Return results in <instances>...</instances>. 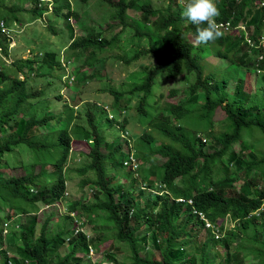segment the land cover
I'll use <instances>...</instances> for the list:
<instances>
[{
    "label": "trees",
    "instance_id": "obj_1",
    "mask_svg": "<svg viewBox=\"0 0 264 264\" xmlns=\"http://www.w3.org/2000/svg\"><path fill=\"white\" fill-rule=\"evenodd\" d=\"M109 1L115 2L116 10L112 17L114 22L120 24V30L112 38L101 37V34L97 35L89 30L83 36L71 40L68 46L73 51L77 45L85 46L84 49L87 47L96 50L112 48L118 34L128 27L133 28L136 35L148 36L154 33L163 41V45L153 50L152 53L156 63L143 67L144 75L141 83L134 87H127L122 92L113 86L108 87L109 93L114 96L116 105L120 104L121 97L136 96L139 98L138 111L144 115L146 113L144 102L150 96L152 85L158 74L164 73L168 78H175L186 73L193 75V82L187 85L185 90L171 89L168 91L171 92L170 94L159 96L164 100V104L161 108L158 107V111L151 117L148 128L150 131L145 129L141 136L144 143H153L154 137L151 131L154 130L163 139L156 149V153L164 158L161 170L157 174V181L159 184L166 185L169 194L157 196L149 192L151 197H146L145 190L140 189L138 184L135 188L137 195L128 192L129 187L125 188L127 192L123 193L122 183L120 181L113 183L118 172L122 170L113 175H107L103 162L105 156L109 158L115 151H119L120 145L104 140L103 135L97 130L94 115L89 108H86L84 117L87 128L82 130L80 140L83 141L81 144L84 147L87 146L85 153L89 162L84 168L77 170L80 173L86 170L93 173L94 177L90 182L80 180L81 185L92 184L93 202H70L67 205V215L60 217L62 221L64 220V224H61L58 219L54 220L56 217L54 209L52 208L49 212L45 210L50 207L56 208L53 204L57 205L67 195L63 166L71 148L68 126L77 117V113L73 114L72 109L64 105L65 128H60L57 135L56 141L60 145V154L53 160L52 171L43 173L46 166L44 165L37 172L31 170L18 176L8 173L7 177L0 175V198L9 209L25 217V224L21 223L19 226L23 242L18 246L17 254L25 259L27 264H81L86 262L81 261V257L84 256L83 254L87 255L90 244L95 246L98 240L85 233L77 224L67 231L68 220L72 218L70 214L78 209L92 218L95 217V213H100L102 220L107 219L114 224L117 238L129 245L128 250L131 255L129 264H174L177 262L180 264L184 261H191V264H209V252L218 245L223 248L221 258L227 264H248L252 259L264 263V228L260 233H256L255 226H253L256 218L251 217V220H244L247 214L259 209L260 218L264 220V191L262 189L247 191L241 188L238 191H229L231 194L227 196L228 192L222 189V177L235 173L241 167L247 168L250 173L258 167L261 176H264L263 170L259 167L264 164V156L257 159L253 149L244 153L246 138L255 137L258 143L264 142V48L249 47L245 43L249 50L241 55V58H234V56L231 58L224 48V40L229 39L236 48L241 49L237 45L243 41L240 36L226 34L214 42L207 43L209 45L207 51L217 58L233 59L235 65L239 63L244 65L245 69L255 67V70H259L258 76L261 83L260 89L251 94L244 89V81L237 80L236 83L233 81L235 87L230 91L228 90V85L231 83L230 76L221 73L220 80L209 87L207 82L212 80L214 75L210 72L203 77L200 76L201 71H204L198 59L202 49L199 47L193 49L184 38V33L193 29L189 24L183 26L185 18L181 16V10L175 0H169V5L164 7L165 12L160 11L163 7L156 8L146 0ZM51 3V12L58 14L62 8H65L66 11L62 16H56L68 19L71 12L66 0H51ZM255 4H258L257 0H219L217 2L219 12L222 9L226 12L224 16L219 15L217 21L223 24L229 21L232 25L245 21L250 35L254 38L261 33L264 24V4L260 6ZM129 10L138 13V17H128ZM158 12L160 13L154 18V13ZM148 18L151 20L150 26L137 23L140 20L146 21ZM137 27L145 28V31H137ZM68 29L71 32L70 27ZM251 51L262 52V59L256 60V57L255 60L247 59V54ZM49 54L52 58H49ZM45 55L41 58V65H50L54 61L58 63L59 60L54 58L53 52ZM32 62L30 59L26 60V64ZM12 78L3 68H0V114H2L0 126L2 124L3 132L9 130L10 132L6 135L12 137L0 143V152L20 143L33 146L34 138L37 136L32 135L31 130L34 127L48 124L51 117V115H44L25 119L21 113L17 116L18 110L15 107L18 102L23 100L26 103L28 99L36 97V94L29 90L25 79ZM11 95L16 97L15 107L5 103ZM56 99L59 98L56 97ZM190 110H196L197 113L189 114ZM10 116L17 117L10 118ZM215 117L217 120H223L224 127L213 133L210 128L215 125ZM106 121L110 123L109 120L106 119ZM73 127L80 128L77 125ZM201 135L204 136L205 141H202ZM206 138L209 141L213 140L217 149L202 151ZM143 159L145 161V157ZM1 164L7 166V161ZM230 165H233L234 169ZM115 166L123 167V159ZM192 168L194 170L189 172ZM123 176L127 179L130 173L123 172ZM178 177L179 179L175 181ZM196 183L198 185H195ZM139 195H141L140 200H143L142 207L136 201ZM179 197L192 199V207L203 212L206 218L215 225L218 224L217 219H222L226 215H230L231 219L241 220L238 225L243 234L242 243L233 245L235 237L233 232L220 239L211 230L207 231L205 235L207 240H203L199 246L200 257L197 261L194 254L181 248L187 244V241H177L178 236L186 232L181 233L182 231L171 229L175 220L184 217L188 223L185 230L189 231L190 221L195 219L192 215H188L189 207L174 201ZM38 204L39 208L43 205L46 209L39 212ZM156 209L158 212H155ZM143 222L151 225L152 228H157L155 238L161 241L168 251L167 255H163L164 263L148 258L146 254H141L136 249L133 235L135 231L141 229ZM37 226H39L38 234H36ZM163 229H168L169 236L161 234ZM144 233L145 231L141 230L139 235L144 238ZM247 241L254 245L251 246ZM64 242L70 243L67 252L62 256L57 254L52 257L51 253L57 251ZM158 251L160 253L161 247ZM105 254L109 258V262L105 264L117 261L108 253ZM0 257L2 259L0 264H19L18 256L7 255L5 250L1 252Z\"/></svg>",
    "mask_w": 264,
    "mask_h": 264
},
{
    "label": "rangeland",
    "instance_id": "obj_2",
    "mask_svg": "<svg viewBox=\"0 0 264 264\" xmlns=\"http://www.w3.org/2000/svg\"><path fill=\"white\" fill-rule=\"evenodd\" d=\"M70 4V15L68 19L60 16H55L52 12L46 13L41 17L34 19L33 14L29 8L32 3L30 0H0V17L3 18L5 23L9 25L12 23L10 20V14L16 15L19 20L16 22L24 25V30L16 35L15 41L16 45L9 49L8 57L11 58L10 63H4L0 60V68H5L10 77L15 79L19 76L16 71L17 65L13 64V60L21 58V55L27 54V49L31 51L30 56H36L33 58V69H29L24 72L26 79V85H28L29 90L36 92L39 95L28 99L27 102H18L17 107H15V96H9L5 103L15 107L18 110L17 116L21 115L28 119L32 116L41 117L44 115H51V113H56L54 116L51 115L48 124L37 126L31 130V134L37 136L34 138V145L29 146L24 143H20L17 146H11L8 150H3L0 152V162L5 163L7 161V166L0 163V175H7V170L13 176H18L29 171L37 172L39 168L46 165L43 173H49L52 171L53 160L60 154V145L57 143V135L59 129L65 128V121L63 115L57 112L65 111L62 105H69L71 108L77 106L73 109V112L77 113V117L72 120V124L69 125L71 138L73 141L71 145V151L69 152L66 162L63 166V176L65 178V187L67 195L63 197L60 203L55 205V207H50L48 209L41 208L40 212L51 211L52 208L56 213L54 220L58 219L61 224H64L60 217H64L68 213L67 205L71 202H83L91 203L92 191L94 188L91 183L84 184L83 187L79 183V180L84 177L87 181L93 178L91 171H86L84 176L79 174L75 169L77 167H85L89 162V158L85 153V147L79 144V140L76 144V133L82 138V130L87 128L85 122L84 111L89 108L96 122L97 130L100 131L105 140L115 141L120 145V150L115 151L109 156V160H105L103 163L104 171L108 175H113L117 170L115 166L119 161H122V150H125V145L122 142L121 129L116 125L109 126L105 121V112L102 110L101 106L105 105L109 113H113L116 118L122 115L125 118V128L128 134L124 135L130 140L128 142L130 151H134L137 159L141 161L140 167H138L134 172L131 171L132 177L129 178L127 184H122V191H125L126 187H129L130 193L136 195V184H140V188L144 189V185L148 184L150 187V192L165 193L166 191L160 190L159 183L157 181V174L161 170V163L164 158L156 153L157 147L161 144L163 139H161L156 131L152 130L154 140L153 143H144L142 141V134L144 130L150 131L149 121L151 117L157 112L155 108L162 107L164 100L158 98L160 94H170L168 92L171 89L185 90L186 86L193 82V75L190 73L178 75L175 78H167L164 73H160L156 76L155 82L152 85L151 96L147 98L146 101V115H138L135 107L137 99L132 98L128 108L120 113L122 109V103L126 100V97H121L120 105L114 104V96L109 93L108 87L113 86L115 89L122 92L124 87H132L133 85L140 83L143 78V72L145 65H153L155 63V58L152 53L153 50L160 48L163 45L161 37L154 33L148 36L136 35L134 34L133 28H126L123 32L121 31L117 40L114 42L113 47H107L102 50H96L92 48H85L83 45H77L76 49L73 51L68 44L71 43L73 38L83 36L87 31L91 30L97 35L101 34V37L112 38L119 30L120 24L113 21V13L116 10L115 2H110L109 0H68ZM147 3H151L156 8L163 7L160 9L161 12H165L164 7L169 5V0H146ZM219 0H217L218 2ZM260 6L264 4V0H257ZM109 4V5H108ZM113 6V7H112ZM51 8V5L49 6ZM18 9V10H16ZM175 9V8H174ZM13 10V11H12ZM66 11L65 8L59 11L60 14ZM182 11V10H181ZM225 10L220 11V16H224ZM158 13H154V18H156ZM76 14V15H75ZM128 17H138V13L132 10L128 11ZM219 24L220 22L217 21ZM16 25V24H15ZM17 26V25H16ZM68 27H70L71 32H69ZM243 26H238L232 35H237ZM32 33L31 39L28 41L26 47L22 46L21 37L29 33ZM69 33V35H68ZM241 33V32H240ZM196 35L193 32H186L185 38L187 41L193 44L195 47H199L202 51L198 55L204 71H201L200 76L203 77L210 72L213 73L214 77L212 80L207 82V86L212 87L216 81L220 80L221 73L230 76L229 79L231 83L228 85V90L234 89V83L237 80L244 81V89L254 94L257 89H260L261 83L259 82V70H255V67L250 69L240 68L238 73L233 70L226 68L227 60H221L216 56L212 55L207 51V44L197 45ZM245 35V33H244ZM247 36L250 35L249 31L246 33ZM253 39L254 44L260 42V45H264V24L262 26L261 33L255 36ZM237 45L241 49L236 48L229 39L224 40V48L227 50V55L231 58H241L240 56L249 50L248 46L240 41ZM261 48V46H260ZM264 48V47H262ZM241 50V51H240ZM45 51H51L54 53V58L60 61L68 60L67 66L69 67L68 73L70 76L74 77L71 84H67L61 76L65 74L64 69L59 66L57 62L47 65H41L40 60L42 56L38 55ZM77 54L75 58L71 56ZM262 52L251 51L247 54V59L258 60L262 57ZM63 62H61L63 64ZM257 62V61H256ZM244 66V65H240ZM128 84V85H127ZM59 97L60 99H55ZM199 104V102H197ZM51 112V113H48ZM197 113L196 110H190L189 114ZM0 114V122L2 120ZM11 117L10 118H16ZM214 126L210 128L211 132L215 133L216 130H222L224 127L223 120H217L215 117ZM73 125L80 126V128L75 129ZM2 126V124H1ZM0 126V143L7 138H12L6 135L9 130L3 132ZM76 131V132H75ZM204 137L203 135H201ZM127 141V140H126ZM262 142V143H261ZM131 143L132 146L129 145ZM246 150L245 154L253 149L257 159H261L264 156V142H257L255 137H248L245 139ZM217 149L216 143L214 141H209L206 138V143L202 147V151H214ZM253 153V152H252ZM125 156V155H124ZM145 157V161L142 157ZM234 169L233 165H230ZM264 172V164L259 166ZM122 172H118L117 176L114 178L113 183L120 181L121 183H126L123 179V170L127 171L126 167H118ZM194 168L190 169L192 172ZM129 171V170H128ZM253 178L255 180H253ZM179 179L176 178L175 181ZM141 183H140V182ZM223 185L222 189L226 190L227 196L231 194L229 191H238L241 188L247 191L254 189H262L264 191V176H261V172L258 167L253 172L245 167L238 168L235 173H231L228 176L222 177ZM195 185H198L197 183ZM145 190V189H144ZM146 197H151L150 193L145 190ZM141 195H139L140 197ZM186 199L184 197H179ZM139 205L143 204V200H136ZM185 201V200H184ZM123 202V201H122ZM144 205V204H143ZM39 206V204H38ZM142 207V205H141ZM6 203L0 198V256L1 252L5 250L7 255H17L19 264H27V261L17 254L18 246L23 242L21 238V231L19 226L24 223L23 214L16 213L15 210L9 209ZM158 212V209L155 210ZM189 216L192 210L189 211ZM199 210H197L198 213ZM39 214V212H38ZM261 211L256 210L244 217V220H251V217H255L256 221L253 226H255L256 233H260L262 228H264V220L260 218ZM71 220L67 231H69L73 225L80 227L85 233L91 237H96L98 242L93 246L91 254H83L81 261H86L81 264H94V263H108L109 258H107L105 253L114 257L115 261L110 264H121L125 262L129 263L131 255L128 250V243L122 242L118 239L115 234V227L112 226L113 223L107 220H102V215L100 213H95V217L86 216L84 213L80 212L78 209L72 214ZM193 218H196L192 216ZM186 218V217H185ZM217 225L213 224L210 219L199 215L196 220H191V229L185 231L188 227V223L178 218L175 222L177 225L183 226V231L186 232L184 235L178 236V242L187 241V244L181 248H185L187 252L194 254L196 260L198 261L199 246L201 242L207 240L205 235L207 231L213 230L214 233L220 238H225L230 232L235 234L233 239V245L242 243L243 234L240 231L239 219H231L230 215L222 219H217ZM39 226L36 227V234L39 233ZM149 228V230L147 229ZM141 230H144V238L140 236ZM141 230L135 231L133 237L135 239V247L141 254H146L148 258L157 259L161 263H164L163 255H167L168 251L164 247L161 241L156 240V229H152V226L146 223L141 224ZM162 235H168V229L162 230ZM188 235V236H187ZM10 237L8 242L6 238ZM99 238V239H98ZM65 241H67L65 239ZM251 246L254 243L247 241ZM54 245V244H53ZM70 247V243L64 242L63 245L57 250L51 253L54 257L62 256L67 252ZM159 247H161L160 253L158 252ZM223 248L221 246H216L212 248L209 252V264H227L222 260ZM80 255V254H77ZM0 257V261H1ZM174 264H179L174 263ZM180 264H191V261H184ZM248 264H264L262 262H256L252 259Z\"/></svg>",
    "mask_w": 264,
    "mask_h": 264
},
{
    "label": "clouds",
    "instance_id": "obj_3",
    "mask_svg": "<svg viewBox=\"0 0 264 264\" xmlns=\"http://www.w3.org/2000/svg\"><path fill=\"white\" fill-rule=\"evenodd\" d=\"M30 1H31L32 5L29 8V10H31V13L34 16V19L39 18V17H41V19H43V15L44 14L51 12V9H52L51 0H30ZM66 1L68 3V9L70 11L69 1L68 0H66ZM80 1H82V0H80ZM175 2L177 4V6L180 8V10H182L181 13H180L181 16L183 18H185V20H183V26L189 24V25H191V27L193 29V30H187L186 32L190 31V32H193V33L197 34L196 35V43H197V45L214 42L218 38H221L222 36H224L226 34L232 35L235 32L234 29H236L238 26H243V28L240 31L241 33L239 31L237 33V35L240 36L243 39V42L246 43L249 47H252V46H255L256 48H260V46H261V48L264 47V45H260V42L255 45L254 42H253L252 36L251 35H249V36L246 35V33L248 32V28H247V24H246L245 21L240 22L237 25H232L231 23H229V21H227L224 24L221 23V22L218 24L217 23V17H219L220 12H219V8L217 6V0H175ZM50 5H51V8H49ZM39 7H40V9L42 8V10L38 9ZM16 10H18V9H16ZM52 14H54V13L52 12ZM9 16H10V20H11L12 23L10 25H8V26H2L0 28V60H2L4 63H10L11 62V60L8 57V51L7 50H9L10 48H12L13 46L16 45V41H15L16 35L18 34V32L20 30L24 29V25H21L20 23L16 22L17 20H19L16 15H13V14L9 13ZM0 22H2V21H0ZM137 23L144 24L145 26H150L151 25V20L148 18L146 21L140 20ZM194 25H197L198 27L196 28ZM136 30L140 31V32H144L145 28L140 29V28L137 27ZM185 33H184V38H185ZM244 33H245V35H244ZM190 44L192 45L193 49L197 48V47L193 46L192 43H190ZM83 50H85V49H83ZM26 51H27V54L26 53L23 54V55H25V58H20L21 60H24V61H21L20 59L12 61L13 64L17 65L16 71L19 73V76H17V78L20 79V80H24L25 79V76L23 74L24 72L28 71L29 69H33V65H32L33 62L29 63V64H26V60L27 59L32 60L33 58L36 57V56H30V54H31L30 50L27 49ZM39 54H41V53H39ZM76 56H77V54H75V56H71V57L75 58ZM262 57H260L259 59H262ZM42 58H43V54H42ZM219 59L227 60L228 63L226 65V68L233 69L237 73L240 70V68L245 69L243 66H240L239 63H237L238 65H235L233 63V59H229V58H219ZM63 60H64V62L60 61V60L58 61L59 66H61L64 69V71H65V74H63L61 76V78L67 84H71V82L74 80V77L70 76L69 73H68V69H69V67L67 66L68 60H65L64 57H63ZM40 62H41V60H40ZM61 62H63V64ZM155 63H156V61H155ZM18 66H20V68H18ZM1 68H3V67H1ZM3 69H5V68H3ZM142 72H143V75H144V71H142ZM137 84H139V83H137ZM137 84H135V85H137ZM135 85H133L132 87H134ZM128 87H130V86L128 85ZM125 89H127V87H124V90ZM34 93L36 94V96L39 95L38 94L39 92L38 93L34 92ZM150 96H151V94H150ZM159 96H158V98H159ZM124 97H126V100L124 101V103H122V109H120V113L122 111H124L126 108H128L129 103H130L132 98H136L137 99L136 104L137 105L139 104V98L136 97V96H134V97L124 96ZM122 99H123V97H122ZM160 99H162V98H160ZM146 101H147V99L145 100L144 105H146ZM64 105H66V104H64ZM64 105H62V107ZM66 106H69V105H66ZM137 107H135V109H136L137 114L139 115L140 113H139ZM68 108L72 109V112H73V109L77 108V106H73L72 108L69 106ZM101 108L105 112V121H106V119L110 121V123L109 124L107 123V124L109 126L116 125L118 128H120L121 129V137L123 139L127 140V141L126 140H122V142L125 145V150H123V155H122L123 167L127 168V171L123 170V172L130 173V176L127 179L123 176V179H124V181H126V183H122V184H127V181L129 180V178L132 177L131 171L134 172L138 167H140L141 163L137 159V156L135 155L134 151H130L131 149H129V146H128V142H130V140L124 135V133L128 134V131L125 128V125H123L124 122H125V121L123 122V119H125V118H122V115H120L119 118H116L113 113H109L108 112L107 107L105 105L101 106ZM156 110L158 111V107L156 108ZM48 113H51V112H48ZM57 113L60 115L59 117H61V115L64 116L63 111L57 112ZM75 113L76 112H73V114H75ZM51 114L55 115L56 113H51ZM146 114H147V112L144 115H146ZM68 131L70 132V127L69 126H68ZM76 139H81L77 133H76ZM104 140H105V138H104ZM71 141H72V138H71ZM202 141H205L204 137H202ZM71 145H72V142H71ZM129 145L132 146L131 143H129ZM70 151H71V148H70L69 152ZM142 158H144V156ZM106 159L109 160L108 157L105 156L104 162H105ZM78 168H82V167H77L75 170L78 171L77 170ZM86 171H89V170H86ZM85 172L84 173H80L79 172V174L84 176ZM81 179L85 180L84 177H82ZM138 185H140V184H138ZM159 188H160V190H163V191H166V192L165 193H161V194H159V192L152 193V192H150V187H148V184L144 185V189L147 190L148 192H150L151 194H154V195H157V196H164V195H168L169 194V190L166 188V185L159 184ZM144 189H142V190H144ZM136 195H137V193H136ZM139 199H140V197L137 196L136 200H139ZM174 201L176 203L184 205L185 207L186 206L189 207L190 210H192L191 215L196 217L194 220H196L199 215H202L203 217L206 218L205 214L203 212H201V211H199L198 213H195V212H197V210L192 207V199L176 198ZM180 218H181L182 223H183L184 217H180ZM176 221L177 220H175L173 222V224L171 226L172 227L171 229H175L177 231H183V226L182 225H180V226L177 225L175 223ZM147 229L149 230V228H147ZM152 229H156V228H152ZM211 231H212V233H214L213 230H211ZM216 237H218V236L216 235Z\"/></svg>",
    "mask_w": 264,
    "mask_h": 264
},
{
    "label": "crops",
    "instance_id": "obj_4",
    "mask_svg": "<svg viewBox=\"0 0 264 264\" xmlns=\"http://www.w3.org/2000/svg\"><path fill=\"white\" fill-rule=\"evenodd\" d=\"M71 8V7H70ZM63 9V8H62ZM62 14H64V13H62ZM62 14H60L59 12H58V14H55V16L56 15H61L62 16ZM0 21H2V22H0V28L2 27V26H8L9 24L8 23H5V21L3 20V18L2 17H0ZM32 33H33V31L31 32V33H29V34H27V35H25V36H22L21 37V43H22V46H24V47H26L27 45H28V41L31 39V36H32ZM8 52H9V50H7ZM48 52H51V51H45V52H43V53H41V54H38V55H40V56H42V54L43 55H45L46 53H48ZM45 56H47V55H45ZM21 58H25V55H21ZM31 58V57H30ZM49 58H52V55L51 54H49ZM10 60H12L11 58H9ZM26 73H27V71H26ZM51 115H53V114H51ZM54 116V115H53ZM70 136H71V134H70ZM73 141V140H72ZM106 141V140H105ZM76 144H77V142H78V140L76 139ZM81 142H83L82 140H79V144L81 143ZM107 142V141H106ZM110 142H115L114 140L113 141H109L108 143H110ZM79 144H77V145H79ZM104 152H106V151H104ZM113 165L115 166V164L113 163ZM103 167H104V165H103ZM115 168H116V170L117 171H119L120 169L118 168V167H116L115 166ZM0 170H4V169H2V168H0ZM7 170V175H3L4 177H7L8 176V173H9V171H8V169H6ZM116 171V172H117ZM92 175H93V173H92ZM108 175V174H107ZM93 177H94V175H93ZM86 180V179H85ZM92 180V179H91ZM90 180V181H91ZM87 181V180H86ZM90 181H88V182H90ZM79 183H80V181H79ZM82 187H83V185H82ZM54 206V205H53ZM37 208H39V206L37 207ZM41 208H44L43 207V205H40V208H39V212H40V209ZM24 217V216H23ZM107 220V219H106ZM24 221H25V217H24ZM108 221V220H107ZM109 222V221H108ZM114 225V224H113ZM112 225V226H113ZM2 230V228L0 229V231ZM115 234H116V231H115ZM117 237V236H116ZM6 240L9 242L10 241V237H8V238H6ZM89 244H90V242H89ZM92 250L94 249L93 248V246L90 244V246H89ZM92 250H91V252H92ZM88 254H91V253H88ZM110 262H112V261H110Z\"/></svg>",
    "mask_w": 264,
    "mask_h": 264
},
{
    "label": "built area",
    "instance_id": "obj_5",
    "mask_svg": "<svg viewBox=\"0 0 264 264\" xmlns=\"http://www.w3.org/2000/svg\"><path fill=\"white\" fill-rule=\"evenodd\" d=\"M220 25H221V24H220ZM86 237H88V236L86 235ZM91 250H92V249L89 247V253H91Z\"/></svg>",
    "mask_w": 264,
    "mask_h": 264
}]
</instances>
